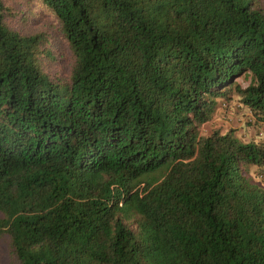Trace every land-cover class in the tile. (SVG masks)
Listing matches in <instances>:
<instances>
[{
    "label": "trees",
    "instance_id": "1",
    "mask_svg": "<svg viewBox=\"0 0 264 264\" xmlns=\"http://www.w3.org/2000/svg\"><path fill=\"white\" fill-rule=\"evenodd\" d=\"M263 128L264 0H0L1 264H264Z\"/></svg>",
    "mask_w": 264,
    "mask_h": 264
},
{
    "label": "rangeland",
    "instance_id": "2",
    "mask_svg": "<svg viewBox=\"0 0 264 264\" xmlns=\"http://www.w3.org/2000/svg\"><path fill=\"white\" fill-rule=\"evenodd\" d=\"M39 10V9H38ZM47 16L40 15L38 17V23H45L47 20ZM63 52L65 56L66 51L60 50ZM236 82L241 86L245 87L248 83L247 77H238L236 78ZM247 111L243 109L239 104L237 103L236 96H233L232 100L227 104V107L225 109H218L215 111L212 119L204 124L201 127L202 133H207L210 131L211 128H221L222 130H227L229 128L234 129L236 131V134L240 135L242 138L250 135H254V129L250 128L246 124ZM249 134H246L247 131ZM261 136L264 138V128L262 131ZM260 136V137H261ZM248 165H242L243 171L247 169ZM248 174L251 176L249 180L250 184L253 186H256L258 184L264 189V168L262 169V172L256 168V166H249L248 167ZM260 175V176H259ZM6 260V249L4 244L0 241V264L4 263Z\"/></svg>",
    "mask_w": 264,
    "mask_h": 264
}]
</instances>
